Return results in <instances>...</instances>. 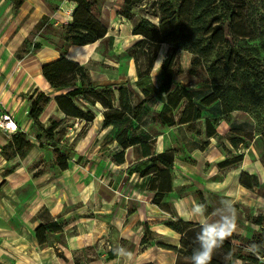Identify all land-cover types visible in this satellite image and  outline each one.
<instances>
[{"label": "rangeland", "instance_id": "1", "mask_svg": "<svg viewBox=\"0 0 264 264\" xmlns=\"http://www.w3.org/2000/svg\"><path fill=\"white\" fill-rule=\"evenodd\" d=\"M122 1L102 0L93 8L94 13L107 27V37L97 41L91 56L82 64L87 68L90 76L96 79L93 82L99 83L105 80V83H115V88L117 85L124 86L129 98L123 120L101 128V125L94 120L104 109L103 106H89L88 102L77 98H74V102L63 100L59 106H55L46 102L44 97H40L39 102L44 110L40 118L44 120V125L48 127L52 121L57 123L54 135L58 141L57 147L43 146L45 142L43 138H37V131L33 124L24 120L19 127L26 130L24 138L28 139L30 144H25L23 138L20 142V152H16V145L4 148L3 152L0 151L4 158V162L0 165V175L3 177L0 183V204L5 205L10 199V203L15 205V214L19 218L22 215L29 217L33 212L35 218L42 220L52 218L64 225L62 234L54 233L49 236V243L53 239L64 242L65 236L77 235L79 227L82 231L86 230L85 221L92 215V212L86 208L83 209L79 199L85 196H81L84 192L81 194L78 191L79 188L84 189L89 184L95 185V188L100 190H110L109 187H112L118 191L116 199L120 200L123 195L130 197L128 209L136 208L137 201L133 199L138 196L140 190L148 188L149 177L141 178L140 176L145 161L138 160L140 155L137 147H127L124 150L125 162L120 167H116L117 164L112 161V156L122 149L115 141V137L125 127H131L129 133H137L143 139L153 138L152 136L158 134L164 135V139L161 138L165 143L164 151H169L166 153L175 157L174 163L180 161L191 167V170L198 172L203 171V163L202 160L196 162L191 150L198 146L203 147L206 141L210 142L205 127L206 121H210L211 129L216 133L213 139L224 158L233 157L239 153L245 154L247 150H250L256 153L260 161L261 158L264 159V74L256 78L251 74L247 65L235 60L236 55L239 54L240 57L249 58L264 69V0H232L235 4V11L232 14H229L219 1H215L206 12L196 13L198 20L195 21V25H199L200 30L192 29L194 24L187 27L185 25L183 28L179 26L177 28L179 38L159 45L150 73L151 82L155 87L160 84L161 77H163L160 66L163 59L169 57L176 86L189 90L193 99L188 102V105L184 100L176 112H171V119L178 121L179 113L184 106L187 105V109L192 108L193 118L199 117L200 119L186 124L185 127L197 143L194 140L184 143L182 127H176L177 123L170 126L160 124L159 121L164 119V116L158 114L163 110L162 101L156 97L154 92L142 100L144 96L140 91L141 88L135 84L136 74L128 73L130 65L134 62L131 58L132 54L137 56L142 72L154 54L155 44L150 43L141 35H133L132 28L142 18L158 25L160 0L139 1L127 17L118 14ZM169 1L173 3L175 9L179 0ZM187 7L188 5L183 7L185 14L189 11ZM207 23L211 26L205 28ZM53 29L57 33L60 32L56 27ZM197 37L201 45L208 40L212 41V45L207 46L206 56L197 53L200 52L198 49L200 45L193 44ZM192 49L198 56L191 52ZM209 68L217 71L213 76H220L223 87L234 85L240 92L253 88V96L246 98V94L241 95L246 103L245 110L237 109L225 114L223 100L214 98L216 102L207 104L200 101L212 93L210 84L212 75ZM143 84L145 85V82ZM128 85H131L132 90ZM44 91L51 93L49 88H45ZM253 98L258 100L254 103ZM71 105L84 110L91 109L95 114L94 120L86 122L75 115L66 114L60 108L72 109ZM115 106H118L117 102ZM52 110L56 114L46 120L45 117ZM135 110L138 111L137 115L134 114ZM171 119L166 117L165 120ZM24 124L28 126L27 129L23 128ZM232 130L242 133L244 144L247 146L239 144L236 148L232 147L234 153L225 146L229 145L227 138ZM24 152H26L25 156L22 157ZM61 155H66L68 158L65 164L67 169L63 171L61 170L63 167ZM207 166L209 165L205 166V170ZM224 175H226L225 170H220L216 176L222 178ZM186 189L187 186L178 187V194H184ZM76 191L79 193L76 194ZM254 191L257 195L264 197V189ZM147 192L151 200L152 193L148 190ZM72 193L75 195L69 197ZM194 193L197 201H202L206 206L203 192L197 189ZM211 200L207 202L209 208L214 205L221 206L224 201L223 198L216 196H213ZM233 205L237 216L236 230L226 240L230 242L232 251H236L241 249L238 248L242 238L239 234L247 232L248 227L250 229L252 223L249 218L253 214L242 203ZM257 215L264 214L258 212L255 216ZM209 219H214L213 215ZM2 220L0 213V224H2L0 234L6 233L7 235L8 229ZM82 220L84 224L80 223ZM98 223L91 222V228L100 231ZM253 227L255 230L251 231L256 234L260 232L259 226L254 225ZM105 237L112 248H118L119 236L115 228L110 230ZM129 245V243H124L122 248H128ZM93 255H96L93 246H86L75 251L74 260L77 264H86ZM241 255L247 259L231 258V262L234 264H264V256H256L249 250L242 249Z\"/></svg>", "mask_w": 264, "mask_h": 264}, {"label": "crops", "instance_id": "2", "mask_svg": "<svg viewBox=\"0 0 264 264\" xmlns=\"http://www.w3.org/2000/svg\"><path fill=\"white\" fill-rule=\"evenodd\" d=\"M75 7L76 4L69 0H25L22 6L14 10L10 0H0V114L5 111L11 112L19 126L24 120L31 122L27 115L30 95L35 89L37 92L47 93L44 90L49 88L41 75V66L60 57V52L54 45L57 42V37L47 31V25L51 23L58 28L67 25ZM43 19H45V23L38 29V24ZM30 36L32 42L40 43L38 48L31 53L25 51L22 46L23 41ZM96 43L97 41L86 45H70L66 58L82 64L91 56ZM19 54L21 56H18ZM129 72L136 74L134 62L130 65ZM91 78L96 80L93 76ZM99 83H105V80H101ZM49 90L51 93H49L48 102L56 106L53 97L64 91L51 88ZM95 105L102 106L100 103ZM43 113L44 110L41 116ZM101 113H98L94 122H98L101 128H104L103 114ZM53 114L56 113L52 110L45 119H49ZM197 119L200 118L193 119L191 122ZM41 120L44 122L43 119ZM186 124H176V127H182L184 143L194 140L186 129ZM22 126L25 129L28 128L25 124ZM21 131L26 132L24 129ZM11 134H4L0 131V151L1 147L10 140ZM207 136L210 142L206 141L203 147L198 146L191 150L196 162L202 160L203 171L191 170V167L180 163V161L174 163L173 187L164 205L157 206L152 203L147 195V190H140L138 196L133 199L137 201L136 208L133 212L128 213L130 197L123 195L120 200L116 199L118 191L114 188L100 190L93 184H89L84 189L79 188L78 191L81 194L84 192L81 196H85L79 199L82 202V207L90 210L92 215L85 221L86 230L82 231L79 227L77 235L65 236L63 243L53 239L46 245L38 244L34 237V228L39 223L51 221L52 218L46 220L35 218L33 212L29 217L22 215L19 218L15 214V205L8 199L7 204H0L1 218L8 229L7 235H5L6 233L0 234V264H77L74 260L75 251L86 246H93L96 251V255L89 258L86 264H142L146 262L176 264L181 248V238L196 242L195 237L200 231V224L191 216L194 204H203L202 201L198 202L196 199L194 190L197 189L203 192L208 218L220 207L214 205L209 208L207 205L209 200L212 201L213 196L231 200L233 204L241 205L242 203L249 208L252 216L258 212L264 214V197L257 195L254 190L247 189L239 182L242 172L256 175L260 182H264V164L261 163L259 157L256 153L247 150L245 154L241 153L243 157L237 166L219 169L217 163L226 158L215 145L212 134H207ZM152 137L156 139V152H162L165 143L161 138L164 139V135L158 134ZM195 143L197 142L195 141ZM225 146L233 153L235 152L230 143ZM3 162L4 158L0 154V165ZM206 165L209 166L205 170ZM120 166L116 165V167ZM220 170H225L226 175L217 178V172ZM2 181L3 177L0 175V183ZM181 186H187V189L184 194L179 195L178 187ZM78 193L76 191V194ZM74 195L75 193H72L69 197ZM117 202L120 203L117 204ZM116 213L117 215H115ZM178 220L190 222L192 225L182 233L166 225L167 221ZM81 222L84 224V220ZM91 222H99L100 231L91 228ZM250 222L252 223L250 229L248 227L247 232L239 234L241 237L249 236L251 230H255L253 226H258L251 220ZM246 223L248 224V222ZM145 224L154 238H150L146 243H141ZM114 228L119 236L118 248H112L105 237ZM124 243H129V247L122 248ZM158 243L176 246L178 250L164 249ZM109 248L112 250L108 251ZM212 257L222 261H232L231 254L223 245L214 251Z\"/></svg>", "mask_w": 264, "mask_h": 264}, {"label": "trees", "instance_id": "3", "mask_svg": "<svg viewBox=\"0 0 264 264\" xmlns=\"http://www.w3.org/2000/svg\"><path fill=\"white\" fill-rule=\"evenodd\" d=\"M12 2V9H16L24 4L25 0H10ZM76 4L72 14L70 22L58 28L60 30L59 33L54 31L51 23L47 25V31L51 32L57 37V42L54 44L56 49L60 52V57L51 62L45 63L41 66V75L43 79L48 84L49 88L57 91H64L61 94H57L53 97L56 104L59 106L63 100H69L70 102H74V98H77L81 101L88 102L89 106H93L96 103H100L103 108V127H108L115 123H118L123 120V116L125 113V106L128 103V93L123 85H117L115 88V83H95L93 82L89 71L87 68L78 62L71 61L66 58L67 49L70 45H86L90 43H94L96 41L103 40L107 37V27L100 20V18L94 13L93 8L102 2V0H69ZM142 0H123L120 5V10H118V14L123 16H129L133 7ZM187 1L189 2L187 4ZM219 1L222 7L228 11L229 14H232L235 11V4L232 0H179L177 3V7L173 8V3L169 0H160L158 3V8L160 10L159 15V23L158 25L149 21L146 18L140 19L139 22L133 25L132 33L134 35H141L150 43L155 44V51L152 57L149 59L148 64L146 65V69L144 72L140 71L138 65V58L135 55H131V58L134 60L135 70H136V81L135 84L140 87V91L143 94L145 100L150 93L154 92L156 97L162 101L163 110H161L158 114L160 116H164V119L160 120V124L165 126L174 125L175 123L182 124L187 123L190 124L193 118L192 108L187 109L186 106L188 102L192 101V95L189 90L181 89L176 86V83L173 79V68L170 62L169 57L163 59L160 68L163 71V77H161L160 84L155 87L151 82V69L153 67V63L156 59V54L159 49V45L161 43L174 40L179 38L177 34V28L182 26L192 25V29L200 30L199 25H195V21L198 20L197 12H206L209 10L210 5ZM192 3V4H190ZM188 5L187 9L189 10L186 14L183 10V7ZM204 22V21H203ZM45 23V19L41 20L38 24V29ZM211 24L207 23L205 28L210 27ZM203 36V35H202ZM197 37L193 44L196 46L200 45L198 48L200 52L198 54H202L201 56L207 55V46L212 45V41L208 40L204 45H201V41L198 40ZM50 39V38H49ZM40 43L32 42V37H27L22 46L25 51L33 52L38 48ZM138 45V44H137ZM149 48V45H148ZM191 52L198 56V54L194 53L192 49ZM204 59H206L204 57ZM235 60L237 62H242L249 68L251 74L259 78L261 74H264V69L260 68L254 61L249 58L240 57L239 54L236 55ZM212 78L211 86L212 93L206 95L200 101L207 104L216 102V99L223 100L225 104V114L237 109H244L246 103L241 98L246 94V98L248 96H253V88L251 90L248 88V91L240 92L236 86L232 87H223L220 76L215 77L214 74L217 71L213 68H209ZM210 76V73H209ZM145 82V85L143 84ZM130 90H132L131 85ZM250 90V91H249ZM116 92V93H115ZM44 97L45 101L48 102L50 99L49 94L43 91H34L29 97V107H28V117L31 120L35 130L37 131V138H43L45 145L43 146H53L57 147L58 141L55 139L54 135L56 133V125L55 121L46 127L42 122L40 116L43 111V106L39 102V98ZM94 97L92 100L90 98ZM212 97V98H211ZM216 98V99H214ZM186 100L187 105L181 109L179 113L178 121L171 119V112L177 111V108L182 104V102ZM258 99L253 98L252 101L255 103ZM115 102H117L118 106H115ZM185 105V104H184ZM243 107V108H241ZM66 114L75 115L80 119L85 120L86 122H92L95 118V114L89 108L81 109L74 105H71L72 109L60 107ZM187 109V110H186ZM169 111V112H168ZM168 112V115H167ZM138 111L135 110L137 115ZM198 114L196 115V117ZM170 118L171 120H165ZM199 118V117H197ZM131 127L123 128L115 137V141L121 146V151L115 153L112 156V161L121 165L125 162L124 150L127 147H137L138 160L145 161V166L141 169L140 176L143 178L149 177V181L147 184V190L152 192L151 202L156 204L157 206H161L164 204L166 198L169 193L172 191V174H173V166H174V156L169 153V151L156 152L155 139L154 138H146L143 139L137 133H129ZM134 130V129H133ZM206 130L208 135L213 133L212 136H215L216 133L211 129L210 121H207ZM25 132L18 130L15 133H12L10 140L1 148L3 152L4 148L12 147L14 145L17 146L16 152L21 151L20 142L23 140ZM157 136V135H155ZM228 141L232 145V147L236 148L239 144L244 147H247L244 144V140L242 137V133H238V131L232 130L230 135L228 136ZM25 144H30L28 139H25ZM25 153H22V157L25 156ZM61 160L63 163L62 171L67 169L65 165L67 162V156L61 155ZM243 155L241 153L234 155L233 157L226 158L223 161L217 163L219 169L234 167L237 166L238 163L241 162ZM262 164H264V159L261 158ZM239 182L242 186L246 187L250 190H261L264 189V182H260L256 175L248 174L242 172L240 174ZM134 209L128 210V213L133 212ZM250 220L259 226L260 232L257 234L252 231L249 236L242 237L239 242V247L241 249H237L236 251H232V247L228 240H224L223 247L231 254L232 258L236 259H247L241 255V250L245 248L249 250V245L256 244L259 246L258 251L254 253L256 256H264V216H250ZM166 225L172 228L173 230L182 233L192 224L190 222L183 221H167ZM64 225L59 223L57 220H51L48 222L39 223L33 230L34 237L38 244L46 245L49 243L48 238L50 235L54 233L62 234L64 230ZM150 234V236H148ZM150 238H154L147 224L144 225V235L141 239V243H146ZM63 242V241H60ZM158 245L164 249L176 251L178 248L173 245L158 243ZM179 254L176 260V264H192L191 257L193 254V250L198 247L196 242H191L186 238L182 237L180 240ZM188 250V251H187ZM251 252V251H250ZM253 253V252H252ZM113 256V255H108ZM142 264H154L152 262H146ZM210 264H231V261H222L212 257Z\"/></svg>", "mask_w": 264, "mask_h": 264}, {"label": "clouds", "instance_id": "4", "mask_svg": "<svg viewBox=\"0 0 264 264\" xmlns=\"http://www.w3.org/2000/svg\"><path fill=\"white\" fill-rule=\"evenodd\" d=\"M212 215L214 219L210 220L203 204H194L191 209L192 218L200 224L195 237L198 247L193 250L192 264H210L214 251L236 230V209L231 200H224ZM258 248L256 244L249 245V251L253 253Z\"/></svg>", "mask_w": 264, "mask_h": 264}, {"label": "built area", "instance_id": "5", "mask_svg": "<svg viewBox=\"0 0 264 264\" xmlns=\"http://www.w3.org/2000/svg\"><path fill=\"white\" fill-rule=\"evenodd\" d=\"M20 129L19 125L15 121L14 115L5 111V113L0 114V131L7 133H15Z\"/></svg>", "mask_w": 264, "mask_h": 264}]
</instances>
